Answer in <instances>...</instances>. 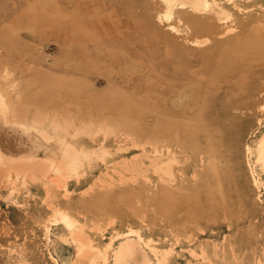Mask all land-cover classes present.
I'll return each instance as SVG.
<instances>
[{"label": "rangeland", "instance_id": "rangeland-1", "mask_svg": "<svg viewBox=\"0 0 264 264\" xmlns=\"http://www.w3.org/2000/svg\"><path fill=\"white\" fill-rule=\"evenodd\" d=\"M172 2L0 0L1 150L79 155L69 175L19 177L12 196L0 167V264H91L68 228L43 225L53 201L96 264L128 238L140 253L127 264H264V0ZM50 178L70 192L45 197Z\"/></svg>", "mask_w": 264, "mask_h": 264}, {"label": "bare ground", "instance_id": "bare-ground-1", "mask_svg": "<svg viewBox=\"0 0 264 264\" xmlns=\"http://www.w3.org/2000/svg\"><path fill=\"white\" fill-rule=\"evenodd\" d=\"M177 2L178 3H181V6H186L185 4H190L195 10H205V9H207L208 7H209V3H205V0H173V7L175 6V4H177ZM235 4V3H234ZM166 10V9H165ZM219 12V11H218ZM224 12V11H223ZM226 13V12H225ZM217 15H219V13H217ZM224 15V14H223ZM221 16H222V14H221ZM231 16V15H230ZM228 19V18H227ZM179 32V31H178ZM199 40V39H198ZM200 42H202V41H200ZM205 42V41H204ZM203 42V43H204ZM193 43V42H192ZM207 43V42H206ZM4 74V73H3ZM8 74V73H7ZM11 75V74H10ZM5 78V77H4ZM16 87V86H15ZM7 91V90H6ZM5 95H7V94H5ZM17 95H19V94H17ZM16 96V95H15ZM18 97H20V96H18ZM2 98V97H1ZM1 98H0V104H2L1 103ZM5 97H3V99H4ZM16 98V97H15ZM20 99V98H19ZM5 100V99H4ZM4 103H5V105H6V102L4 101ZM8 104H9V102H8ZM6 106H8V105H6ZM5 109V108H4ZM9 109V106H8V108H7V110ZM1 111H2V109H0ZM6 110V111H7ZM25 110V109H24ZM9 111V110H8ZM14 111V110H13ZM17 111V110H16ZM16 111H14V112H16ZM27 111V110H26ZM6 114L8 113V112H5ZM19 113V112H18ZM25 113V112H24ZM5 114V115H6ZM9 114V113H8ZM15 114V113H14ZM13 115V114H12ZM18 115V114H17ZM24 115V114H23ZM22 115V116H23ZM19 116V115H18ZM36 116V115H35ZM44 116H46V115H44ZM7 115H6V118H2V120L1 121H7L8 119H9V117H8V119H7ZM20 117V116H19ZM33 117V116H32ZM41 118H43V117H41ZM13 119V118H12ZM15 119V118H14ZM24 119H26L25 117H24ZM23 119V120H24ZM34 119V118H33ZM32 119V120H33ZM40 119V118H39ZM38 119V120H39ZM46 119V118H45ZM17 119H15V121H16ZM20 120H22V118H20ZM36 120V119H35ZM41 120V119H40ZM18 121H19V118H18ZM27 121V120H26ZM53 121V120H52ZM77 121V120H76ZM105 121V120H104ZM11 122H12V120H11ZM20 122V121H19ZM41 123L43 122V121H40ZM72 122H74L73 120H72ZM7 123V122H6ZM13 123V122H12ZM11 123V124H12ZM18 122L16 121V124L15 125H13V126H17V131H18V128L20 129V130H22L24 133H25V136H27L28 138V142L27 143H33V144H36L37 145V142H36V140H35V138H34V136H32L31 135V132L30 131H32L31 129H32V127L31 128H29V126L28 125H24L23 124V126L21 125V123H18ZM45 123V122H44ZM50 123H53V122H50ZM67 123V122H66ZM8 124H9V120H8ZM8 124H7V128H9V126H8ZM20 124V125H19ZM38 124H40L39 123V121H38ZM56 123L54 122V125H55ZM81 124H83V123H81ZM5 125V124H4ZM60 124L58 123V126H59ZM84 125V124H83ZM93 125V124H92ZM58 126H55V128L56 127H58ZM64 126H66V125H64ZM69 125H67L66 127H68ZM11 127H12V125H11ZM41 127H42V125H41ZM48 127V126H47ZM51 127V126H50ZM54 127V126H53ZM72 127V126H71ZM71 127H70V129H71ZM75 127V126H74ZM86 127V126H85ZM89 127V126H88ZM99 127V126H98ZM97 127V128H98ZM12 128H14V127H12ZM55 128H52L51 127V129H55ZM63 128V127H62ZM65 128V127H64ZM64 128L63 129H61L60 128V130H63L64 131ZM73 128V127H72ZM80 128V127H79ZM92 128V127H91ZM90 128V129H91ZM15 129V128H14ZM46 129V128H45ZM58 129V128H57ZM68 129V128H67ZM77 129V128H76ZM105 129H106V127H105ZM1 131H2V129H0ZM10 130V129H9ZM48 130V129H47ZM75 129L73 128V131H74ZM86 130V129H85ZM98 130H99V128H98ZM103 130V129H102ZM108 130H109V127H108ZM22 131H20L21 133H22ZM56 132H57V130H55ZM66 131V130H65ZM68 131V130H67ZM71 131V130H70ZM77 131H78V129H77ZM76 131V132H77ZM83 131H84V129H83ZM83 131H82V133H83ZM97 131V130H96ZM96 131L94 132V134L96 135ZM100 131V130H99ZM107 131V130H106ZM3 132V131H2ZM19 132V131H18ZM46 132H48V131H46ZM54 132V131H53ZM81 132V131H80ZM85 132V131H84ZM102 132V131H101ZM24 133L22 134V135H24ZM49 133H50V131H49ZM55 133V132H54ZM59 133V132H58ZM57 133V134H58ZM75 133V132H74ZM81 133V134H82ZM91 132H89V134H90ZM60 134H62V132L60 133ZM67 134H69V133H67ZM80 134V133H79ZM88 134V133H87ZM107 133H104V135H106ZM111 134V133H110ZM125 134V133H124ZM46 135H48V134H46ZM71 135H72V133L71 134H69V137H71ZM75 136H77L76 134H74ZM84 135V134H83ZM86 135V134H85ZM95 135H93V137L95 136ZM24 136V137H25ZM75 136H74V138H75ZM79 136V135H78ZM89 135H87V137H88ZM107 136V135H106ZM133 136V135H132ZM56 137V136H55ZM64 137H65V135H64ZM127 137V136H126ZM49 138V137H48ZM45 135H44V141L46 142L47 140H49ZM67 138V137H66ZM72 138V137H71ZM71 138H70V140H71ZM89 138H91V136H89ZM105 138V137H104ZM114 138H116V137H114ZM129 138V137H128ZM24 139V138H23ZM26 139V138H25ZM59 139V138H58ZM58 139H57V141H58ZM61 139V138H60ZM67 139H69V138H67ZM73 139V138H72ZM1 140V139H0ZM30 140V141H29ZM69 140V141H70ZM132 140V139H131ZM26 141V140H25ZM51 141H53V143H55V140H51ZM61 141V140H60ZM66 141V140H65ZM72 141V140H71ZM93 141V140H92ZM104 141H105V139H104ZM94 142V141H93ZM103 142V141H102ZM134 141L132 140V143H131V145L133 144H136V143H133ZM26 143V142H25ZM48 143H50V141H48ZM69 143V142H68ZM147 143V142H146ZM2 144V143H1ZM101 144V143H100ZM117 144H119V143H117ZM138 144V143H137ZM39 145H40V143H39ZM62 146L60 147V152H59V154H58V156H57V159H54L53 161H51L50 163H48V162H45V160H42L41 158H40V154H41V149L42 148H40V150L37 148L36 149V147H33L32 149H30L29 151H31L32 153H30V155L28 154V151H27V154L30 156V157H27L26 155H24V156H26L27 158H24V157H22V159H19V160H15L16 158L14 157V160H12V159H10V157L9 158H7L6 156L7 155H5V150H1L2 148V146L0 145V167L1 168H6V169H8V171H6L7 173V177L6 178H8V181H7V183H8V186H11V188L13 189L12 190V193H11V196H12V194H14V192L17 190V186H18V183H19V177H23V180L21 179V181H22V188H24V186H26L27 185V182L29 181V179L31 180V181H33L34 183H36L37 181L38 182H40V181H42V180H44L43 179V177L44 178H46L48 175H49V173L50 172H54V171H57V174L59 173V171L60 172H62V170H67V171H65V173L66 172H68L67 174L69 175V173L71 174V173H73V172H75L76 171V169L78 168H76V162H77V160H78V157H76V156H79V155H77V153H75L74 152V150H72L71 148H68L67 147V145L66 144H61ZM70 145H72V143L70 144ZM75 145V144H74ZM131 145H130V147H131ZM139 145V144H138ZM141 146L143 145V144H140ZM31 146V145H30ZM76 146V145H75ZM100 146V145H99ZM26 147V146H25ZM29 147V146H28ZM40 147V146H39ZM80 147H82V145L81 146H79V148ZM84 147V146H83ZM102 147V146H101ZM77 148V147H76ZM126 148V147H125ZM25 149V148H24ZM86 149H88V148H86ZM94 149V148H93ZM8 150V149H7ZM77 150H79L78 148H77ZM77 150H76V152H77ZM120 150V149H119ZM8 151H11V150H8ZM18 151V150H17ZM104 151V150H103ZM121 151V150H120ZM12 152V151H11ZM22 152H24V151H22ZM81 152H82V150H81ZM13 153V155H14V151L12 152ZM17 153V152H16ZM26 153V152H25ZM94 153V152H93ZM92 153V154H93ZM158 153V152H157ZM9 154H11V153H9ZM17 154H19V151H18V153ZM16 154V155H17ZM22 154H24V153H22ZM22 154H20V155H22ZM81 154V153H80ZM96 154V153H95ZM56 155V154H55ZM54 155V156H55ZM83 155V154H82ZM86 155V154H85ZM84 155V156H85ZM173 155H174V153H173ZM8 156H10V155H8ZM19 156V155H18ZM18 156H17V158H18ZM87 156V155H86ZM20 157V156H19ZM51 157V156H50ZM56 157V156H55ZM48 158V157H47ZM77 158V159H76ZM86 158H88V157H86ZM80 160V159H79ZM259 160V159H258ZM262 163V162H261ZM263 164H264V159H263ZM84 166V165H83ZM7 167H9V168H7ZM54 170V171H53ZM2 171V170H1ZM5 171V170H4ZM3 171V172H4ZM11 171L12 172H15L16 173V179L14 178H12V174H11ZM65 173L64 174H62V175H65ZM5 174V173H4ZM60 174V173H59ZM43 176V177H42ZM66 176V175H65ZM64 176V177H65ZM63 177V178H64ZM3 178V177H2ZM1 178V179H2ZM57 178V177H56ZM60 178V177H59ZM63 178H62V180H63ZM51 179V178H50ZM66 180V179H65ZM64 180V181H65ZM2 181H3V179H2ZM1 182V181H0ZM2 183V182H1ZM61 183H62V181H61ZM66 183V182H65ZM5 187H6V184L4 185ZM21 186V185H20ZM70 183L69 184H64V185H61V184H59V183H56L55 181H53V179H51L50 180V182H48L47 184H46V191H47V193H46V191H45V194H46V196L45 197H47V195L48 196H51V194L54 196V197H56L57 195H59V191H61V189H63V187L66 189V191L69 193L70 192ZM91 186V185H90ZM101 187V186H100ZM89 188V187H88ZM87 189V188H86ZM92 190V189H91ZM9 194H10V192H9ZM10 196V195H9ZM25 196V195H24ZM66 197V196H65ZM68 197V196H67ZM12 198V197H11ZM69 198V197H68ZM16 199V198H15ZM26 199L28 200H33V201H35V202H37L38 203V207H40V206H42V202L39 200V199H33V198H31L30 196H27L26 195ZM44 200H45V198H44ZM17 201V200H16ZM13 202V201H12ZM11 202V203H12ZM32 202V201H31ZM52 202V200L51 199H49V198H47V203H46V207L48 208L49 207V205H50V203ZM13 203H15V202H13ZM31 205H33L32 203H31ZM34 206V205H33ZM37 208V207H36ZM39 217H41V219H43V225L46 227V229H47V231H48V233H54V234H56V235H58V236H60L61 237V235H59L60 234V232H62V230H63V228H68L70 231H71V234H72V240L71 239H67L65 242H64V244H77L76 246H77V250H78V254L80 255V257L82 256V257H84V256H86V258H90L89 259V262H91V264H96V259H97V257L95 258V254H96V250H95V248H94V246H93V244H92V242L90 241V239H89V241H88V239L87 238H85L84 237V235H83V229L81 228V227H79V223H78V220L77 219H75V218H73L67 211H65L64 209H61V206H60V204H56V202L55 201H53V204H52V207H51V210H50V214H48V212H45V211H42L41 213H39ZM85 225V224H84ZM108 225V224H107ZM98 226V225H97ZM86 227V226H85ZM99 230V229H98ZM133 231V230H132ZM129 234H131V233H129ZM140 237H141V240L143 241V237L141 236V235H139ZM64 239V238H63ZM138 239V240H137ZM137 239H134V238H128L127 240H125V242L123 241L121 244H122V246H120L121 248H120V251H117V252H115V254H114V258H115V262H114V264H127V259L128 258H130V257H137L138 256V254L140 253L139 252V250H138V248H139V246H137V247H135L136 245H138V243L140 242V239L139 238H137ZM151 239V238H150ZM87 240V241H86ZM147 242V241H146ZM147 245H148V242H147ZM149 246V245H148ZM150 247V246H149ZM153 247V246H152ZM119 249V248H118ZM117 249V250H118ZM155 249V248H154ZM15 251V250H14ZM96 251V252H95ZM100 251V250H99ZM168 251V250H167ZM95 252V253H94ZM99 254H100V256H102L100 259L102 260V258H103V263L102 264H108V260H109V254H108V249L107 250H105V251H101V252H98ZM157 253V252H156ZM97 255V254H96ZM51 256V255H50ZM57 260V259H56ZM59 260V259H58ZM147 260V259H146ZM161 260V261H160ZM159 260V264H162V259H160ZM75 262V261H74ZM98 262H99V259H98ZM97 262V263H98ZM164 262V261H163ZM100 263V262H99ZM138 263V262H137ZM140 263V262H139ZM147 263H148V261H147ZM150 263V262H149ZM148 263V264H149ZM155 264H156V262H155ZM158 264V263H157Z\"/></svg>", "mask_w": 264, "mask_h": 264}]
</instances>
